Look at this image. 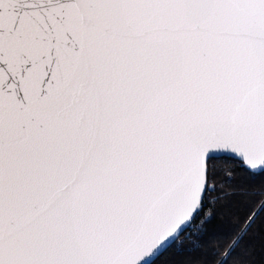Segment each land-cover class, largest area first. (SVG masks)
<instances>
[{
    "label": "snow or ice",
    "instance_id": "snow-or-ice-1",
    "mask_svg": "<svg viewBox=\"0 0 264 264\" xmlns=\"http://www.w3.org/2000/svg\"><path fill=\"white\" fill-rule=\"evenodd\" d=\"M0 264H264V0H0Z\"/></svg>",
    "mask_w": 264,
    "mask_h": 264
}]
</instances>
